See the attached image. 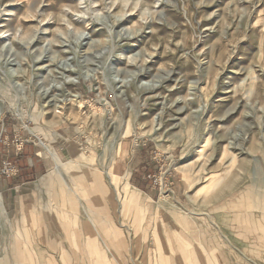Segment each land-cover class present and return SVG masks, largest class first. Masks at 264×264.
<instances>
[{
  "label": "rangeland",
  "instance_id": "obj_1",
  "mask_svg": "<svg viewBox=\"0 0 264 264\" xmlns=\"http://www.w3.org/2000/svg\"><path fill=\"white\" fill-rule=\"evenodd\" d=\"M0 108V264H264V0H0Z\"/></svg>",
  "mask_w": 264,
  "mask_h": 264
},
{
  "label": "crops",
  "instance_id": "obj_2",
  "mask_svg": "<svg viewBox=\"0 0 264 264\" xmlns=\"http://www.w3.org/2000/svg\"><path fill=\"white\" fill-rule=\"evenodd\" d=\"M16 162L21 168L20 176L11 180H3L1 183L0 208L3 213L0 212V221L5 220V217L11 218L13 215L22 213L34 197L32 188L36 189L37 186L38 189L51 169L50 161L32 146L26 147L24 154L16 159Z\"/></svg>",
  "mask_w": 264,
  "mask_h": 264
},
{
  "label": "bare ground",
  "instance_id": "obj_3",
  "mask_svg": "<svg viewBox=\"0 0 264 264\" xmlns=\"http://www.w3.org/2000/svg\"><path fill=\"white\" fill-rule=\"evenodd\" d=\"M68 96V95H67ZM1 112H2V110H1V108H0V116H1ZM42 146H46L45 144H43ZM59 168H58V166L56 167V169L55 170H58ZM0 199H1V197H0ZM189 253V252H188ZM49 257V256H48ZM103 259V258H102ZM52 262V261H51ZM47 263V262H46ZM105 263V262H104Z\"/></svg>",
  "mask_w": 264,
  "mask_h": 264
},
{
  "label": "built area",
  "instance_id": "obj_4",
  "mask_svg": "<svg viewBox=\"0 0 264 264\" xmlns=\"http://www.w3.org/2000/svg\"><path fill=\"white\" fill-rule=\"evenodd\" d=\"M3 172H4V174L9 173V171H4V170H3ZM155 184H157L156 180H155Z\"/></svg>",
  "mask_w": 264,
  "mask_h": 264
}]
</instances>
